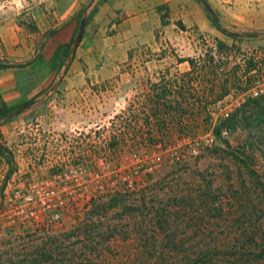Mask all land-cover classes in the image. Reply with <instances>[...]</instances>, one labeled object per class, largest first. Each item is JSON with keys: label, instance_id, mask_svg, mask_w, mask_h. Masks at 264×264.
I'll return each mask as SVG.
<instances>
[{"label": "rangeland", "instance_id": "rangeland-1", "mask_svg": "<svg viewBox=\"0 0 264 264\" xmlns=\"http://www.w3.org/2000/svg\"><path fill=\"white\" fill-rule=\"evenodd\" d=\"M23 2L26 7L24 0H0V21L30 22L24 13L10 15ZM213 16L236 35L224 34L211 21L215 32L198 38L195 56L204 58L208 75L205 88L198 91L208 96L211 83L216 84L213 94L222 90L219 80L230 69L238 66V75L228 79L226 94L240 87L249 67L264 66V31L245 30L238 22ZM36 37L41 46L43 36ZM207 51L222 67H216L215 76L210 74ZM106 90L85 119L100 126L99 137L80 146L84 152L93 146L95 155L77 161L87 175L79 178L76 193L87 191L89 199L83 202L77 195L60 220L47 228L9 224L26 210L20 198L11 196L12 188L23 192L46 174L16 176L0 194V264H179L200 249H210L215 263L230 264L238 257L244 264H264V158L257 149L264 147V96L227 118L217 106L224 95L207 98L205 111L198 109L197 94L181 103L170 96L171 104L178 101L185 115L180 122L177 115L163 118L159 129L151 114L155 108L123 112V100ZM36 114L17 119L34 121ZM35 162L41 163L42 157ZM73 178L67 176L65 182Z\"/></svg>", "mask_w": 264, "mask_h": 264}, {"label": "crops", "instance_id": "crops-1", "mask_svg": "<svg viewBox=\"0 0 264 264\" xmlns=\"http://www.w3.org/2000/svg\"><path fill=\"white\" fill-rule=\"evenodd\" d=\"M24 1L26 7L23 2L10 15L24 13L38 31L27 30L19 19L0 21V59L30 61L23 67L0 69V96L9 107L33 101L0 124L1 140L14 160L3 191L19 174L49 175L66 162L67 155L92 154L79 143L66 148L55 136L73 123L88 124L86 117L96 110L106 89L123 100L124 112L155 108L150 97L162 88L174 96L178 90L199 94L198 88L206 85L204 58L195 53L200 51L199 36L215 31L210 11L200 0ZM204 2L220 20L264 31V0ZM78 15L89 17L78 45L72 53L64 56L61 49L55 56L59 45L71 41ZM50 28L56 29L54 34L40 46L36 36L42 35L43 41ZM32 112L48 134L22 133L28 120L17 118ZM41 157L42 162L36 163ZM7 169L0 155V193Z\"/></svg>", "mask_w": 264, "mask_h": 264}, {"label": "built area", "instance_id": "built-area-1", "mask_svg": "<svg viewBox=\"0 0 264 264\" xmlns=\"http://www.w3.org/2000/svg\"><path fill=\"white\" fill-rule=\"evenodd\" d=\"M225 1L227 2V0ZM263 96L264 66L254 65L249 67L241 78L240 87L229 91L218 100L219 113L223 118H227L233 110L243 106L246 102ZM23 127L22 133L29 131L40 135L48 134L39 121H27L23 124ZM99 128L100 126L96 123H73L61 135H56L55 138L58 137V140L66 148H71L72 144H82L84 140L88 141L89 144H93L97 138L96 134ZM222 133L225 134L226 130H223ZM86 135L88 137H85ZM91 148L94 147L92 146ZM92 155H95L94 151L92 154L77 153L74 156L67 155L66 162L62 166L52 174L43 175L44 177L36 178L32 183H28L25 186V191L22 192L17 187H13L11 196L20 198L26 210L23 217L17 220L10 219L9 224H20L30 230L42 227L47 228L60 220L62 214L69 210V202L74 201L77 195L81 197L83 202H86L89 199L87 191L76 193L79 178L82 175H87L84 165L77 161L81 157H90ZM95 175L97 177L99 174L95 173ZM67 176L74 177L70 183L65 182ZM0 194H3V192ZM8 198L10 197L5 195V199ZM1 202L2 198L0 199V204H2Z\"/></svg>", "mask_w": 264, "mask_h": 264}, {"label": "trees", "instance_id": "trees-1", "mask_svg": "<svg viewBox=\"0 0 264 264\" xmlns=\"http://www.w3.org/2000/svg\"><path fill=\"white\" fill-rule=\"evenodd\" d=\"M204 3V0H200ZM79 18L77 19L78 24L80 23L81 19L84 17L82 15H78ZM211 21L213 22L214 26L221 32H223L224 34L230 36V37H234L236 35V33L231 32L226 30L225 28H223L217 21V19L215 18V16H211ZM85 20V25L87 23V18H84ZM26 27H28L31 30H37L36 27V23L32 20H30V22H22ZM55 28H50L49 30H47L44 33V39L41 43V45L44 44V42L46 41L47 38H49L50 36H52L55 32ZM77 32V28L74 32V35L71 39V41L69 43L66 44H62L59 45L56 48L55 51V56H57L61 49H64V56L66 54L72 53L74 49H71V45H72V41L75 37V34ZM84 33V30H83ZM83 35V34H82ZM217 46L219 48H223V45L221 43H217ZM224 48H226V46H224ZM213 54V53H212ZM205 57L208 59V61L211 63V68H210V74L215 76L216 75V67L217 68H222L220 66V63L218 62H213V55L210 54V51L205 52ZM189 61L191 62V59H189ZM30 61H24V62H15V61H10V60H6V59H0V69H5V68H11V67H23L27 64H29ZM251 63V61H249L248 63H246L245 68L248 67V64ZM251 65V64H250ZM238 66L234 67L233 69H230L227 73V75H225L224 78L219 80V86L221 87L222 90H220L219 93L217 94H213L214 91V87L216 86V84L211 83L210 87H208V95H203V94H197L195 101H197L198 104H201L199 106V110H207L206 108V102H207V98L210 99H219L221 98L223 95L226 94V92L228 91L226 83L228 82V79H237V75H238V71H237ZM186 92V91H185ZM188 93V92H186ZM194 95L190 94H185L183 92V90H178L177 91V95L175 97H177L176 100L179 101V103H181L182 101H188L190 99V97H193ZM170 94L168 93V91L165 88L160 89L159 91L155 92L152 97H150V101L155 105V109L153 111H151V114L157 119L158 122V128L161 129L162 125L161 122L164 123L163 118H166L167 116L170 117H175L174 115H177L178 118V122H180L182 119V116L185 115V110L181 109L182 107L178 104V101L175 102V105L171 104V100H170ZM253 100V99H252ZM249 102V101H248ZM247 103V102H246ZM245 103V104H246ZM174 104V103H173ZM244 104V105H245ZM23 104L17 105V106H13V107H9L1 98L0 96V122L7 120L11 117V115L17 113V111L20 109V107ZM181 107V108H179ZM178 108V109H175ZM198 110V111H199ZM198 113V112H197ZM148 117V115H147ZM182 128V127H181ZM157 129V128H156ZM2 134L0 132V155H2L4 157V160L7 162L8 164V169L5 171L4 176H3V184H2V190L6 184V181L10 178L11 175V171L13 170V162H12V155L10 150L6 147L5 143L2 142L1 140ZM262 140L263 146H264V140ZM113 144V142H112ZM253 145V144H252ZM251 145V148H252ZM257 149L259 150L261 156L264 158V147H257ZM249 156V155H248ZM250 158V157H249ZM13 165V166H12ZM264 248V247H263ZM263 252L260 253L261 256H264V249H262ZM214 254L211 252L210 249L207 250H202L200 249L198 252L194 253L193 255H189V256H184L182 261L179 264H220V263H215L214 260H212V256ZM233 256H235V254H233ZM236 260L235 261H231L230 264H244L241 262V259H238V257H235ZM247 258V257H246ZM243 259V260H246ZM248 262H250V260L248 259Z\"/></svg>", "mask_w": 264, "mask_h": 264}, {"label": "water", "instance_id": "water-1", "mask_svg": "<svg viewBox=\"0 0 264 264\" xmlns=\"http://www.w3.org/2000/svg\"><path fill=\"white\" fill-rule=\"evenodd\" d=\"M204 3H205V6H206L207 10L210 11V12H212V9L209 6V4L207 2H204ZM84 25H85V20H84V18H82L81 21H80V23H79V27H78L77 33H76V35H75V37H74V39L72 41L71 49H74L78 45V43H79V41H80V39L82 37V34H83ZM32 103H33V101H29V102L25 103L24 105H22L20 107V109L18 111L22 110L23 108L29 106Z\"/></svg>", "mask_w": 264, "mask_h": 264}]
</instances>
